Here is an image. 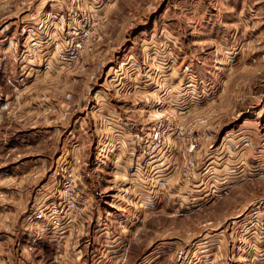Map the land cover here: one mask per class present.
<instances>
[{"label":"rangeland","instance_id":"1","mask_svg":"<svg viewBox=\"0 0 264 264\" xmlns=\"http://www.w3.org/2000/svg\"><path fill=\"white\" fill-rule=\"evenodd\" d=\"M3 35L0 264H172L216 245L223 264L260 263L236 253L232 229L264 197V0H0ZM99 106L129 113L115 129L124 168L99 162L112 132ZM68 171L85 214L58 252L31 215L46 177L57 201Z\"/></svg>","mask_w":264,"mask_h":264},{"label":"built area","instance_id":"2","mask_svg":"<svg viewBox=\"0 0 264 264\" xmlns=\"http://www.w3.org/2000/svg\"><path fill=\"white\" fill-rule=\"evenodd\" d=\"M75 32L78 33V30ZM75 45L79 46L80 44L79 42H76ZM61 56L63 59H66V56ZM153 126L151 134L152 150L159 147L158 141L161 139L162 132L164 131L161 123H157L154 127ZM169 134H172L173 136L180 135V130H171ZM101 145L99 147V162L108 156L106 142H102ZM72 174V172L68 171V174L66 175L68 176V179L65 180L64 178L60 189V198L57 201L50 200L48 202H41L31 215V218L37 223L41 235L48 230L59 233L57 238L59 244H62V241H64V236L71 234V228L75 231L80 228L79 220L81 216L85 214L83 202H79L75 197L76 194L79 195L80 193L73 194L76 188L74 184L71 183ZM235 223L237 222H232L234 225ZM232 230H234L232 234L234 237L233 248L235 247L234 250L236 253L244 258H250L252 260L258 259L256 253L264 252V250L261 249V244H264V197L257 199L256 202H254L249 208L247 218L243 220L237 228ZM215 235L214 239L218 237L217 234ZM222 239L226 238L223 236ZM37 241H40V238L37 239ZM199 241L195 242L194 245L200 243ZM35 242V239L32 238V242L29 245L31 246ZM190 248L178 249L176 252V258L172 264H221L219 261V257L221 256L218 253L219 248L217 245L215 247V252L212 251V256L211 254H206L207 252H203V250H206L205 248L200 249V253H203L201 255L198 253L199 250L197 246L191 253ZM72 253L73 256L71 255L70 257H75L76 260L80 258L79 248H73ZM155 257H157V255Z\"/></svg>","mask_w":264,"mask_h":264},{"label":"crops","instance_id":"3","mask_svg":"<svg viewBox=\"0 0 264 264\" xmlns=\"http://www.w3.org/2000/svg\"><path fill=\"white\" fill-rule=\"evenodd\" d=\"M7 27H10L9 26V24L8 25H4L3 26V28L1 29V30H6L7 29ZM35 28H37V27H35ZM30 31H31V29L29 28L28 29V33L30 34ZM28 34V35H29ZM4 35L3 36H1L0 37V43H1V41L3 42L4 41ZM9 37V36H8ZM11 38L9 37V40H10ZM2 44V43H1ZM45 46H47V42H45V44H44ZM45 54H47V53H45ZM45 54H43V55H45ZM39 55L41 56L42 55V53L40 54L39 53ZM3 104V102L2 101H0V109L2 108V105ZM101 105V104H100ZM97 106V105H96ZM99 112H101L100 113V117H101V119L103 120V125L107 128V129H109L110 131H112V132H110L109 133V135H106V137H105V142H106V144H107V139L109 140L108 142H110V144H111V147H108V154H109V157H108V160H112L113 161V166H115L116 168H118L119 169V166H121V168L123 167H125L126 165H128V163H129V161L127 162V158H129V154L128 155H126V154H124V149H121L120 147H118V146H114V141L116 142L117 141V134H119V133H117V132H115V129H116V127H120V128H122L124 131L122 132V131H119V132H122V133H126L127 131H128V129H127V124H129L128 123V117H129V113H122L123 115H120L121 117H119L118 118V116H115V115H111V117H108V116H105V117H103L104 116V113H105V110H103V108L101 107V106H99ZM81 125V124H80ZM82 126V125H81ZM80 126V127H81ZM16 135H14V136H12L11 138H13V141H15V140H17L16 139V137H15ZM124 136H125V134H124ZM102 141H103V134H101V136H100V139H99V141H98V143H99V145H101V143H102ZM113 142V143H112ZM73 149V148H72ZM73 151H74V149H73ZM129 152V151H128ZM67 153V155L66 154H64L63 155V157L61 158V161H59V162H57L56 164H57V166L55 167V168H53V169H55V170H57V168L58 167H60L61 168V171H63V173L61 174V175H63L64 174V171L67 169V166H66V163H68V161H65L66 160V158H70L71 159V154H70V157H69V154H68V152H66ZM126 157V158H125ZM70 159H67V160H70ZM20 169V164H12L11 165V167L10 168H8V169H6L4 172L5 173H10V172H12V173H16L18 170ZM54 171V170H53ZM53 171H52V173H53ZM1 174V173H0ZM10 176V175H9ZM64 176V175H63ZM62 176V177H63ZM11 177V176H10ZM52 176H48V177H46V180H44V182H43V184L41 185V188H38V190H42V193H40V195H39V197H38V200L39 201H42V202H48V201H50V200H54V197L57 195L56 193V191H57V186L55 185V183H54V181H55V178H51ZM2 182V181H1ZM35 198H36V196H35ZM35 198H34V200H35ZM56 201V200H55ZM8 209L9 208H11V207H9V206H6ZM0 210H1V208H0ZM4 212H8L7 210L5 211L4 210ZM15 214V213H14ZM13 214V215H14ZM129 216V215H128ZM81 223H83V221L82 220H79ZM103 222H101L100 220H99V217H97L96 218V224H98L99 226L102 224ZM14 225V224H13ZM102 229H105V226H102L101 227ZM12 231H15L16 232V235H17V229H16V227L15 226H13V228H12ZM50 231V230H49ZM105 232L107 233V231L105 230ZM52 233L53 234H55V235H52V234H50V236H51V239L49 238V240H47L46 242H48V243H51L52 241H56L57 240V238H58V236H59V233H54L53 231H52ZM23 234H26V232L24 231L23 232ZM43 235H45V233L43 234ZM53 236H55V237H53ZM69 236V235H68ZM68 236H64V240H65V242H66V238L68 237ZM24 238H25V235H24ZM23 241H22V244H18V245H16V247H18V248H15V250H17V249H19V250H21V251H26L27 249H26V246L24 245V246H22L23 244H24V239H22ZM1 243H3L2 241H1ZM0 243V245H2ZM20 243V242H19ZM48 243H46V244H48ZM53 243H55V242H53ZM29 245V244H28ZM43 245V244H42ZM53 245V244H52ZM55 245V244H54ZM56 245L59 247L58 249H59V251L58 252H60V251H65V249L66 248H68V247H66V246H62L63 244H59V243H57V241H56ZM114 245V244H113ZM33 247V245H29V248H32ZM56 248V246L54 247V249ZM232 248V247H231ZM103 248H101L100 249V252H102V251H104V249L102 250ZM261 249L262 250H264V247H261ZM110 250H112L113 252L114 251H116L117 250V248H110ZM105 251H107L106 249H105ZM212 251L213 250H203V252H207V253H209V254H211L212 253ZM54 252H57V251H53V253ZM57 252V253H58ZM225 253L227 254V249L225 248ZM55 254H53V256H54ZM228 255V254H227ZM256 255H257V257H258V259H260L259 260V264H261V263H264V259H261V258H264V253H256ZM229 256H230V258H232V256H233V252L231 251L230 252V254H229ZM28 259V258H27ZM233 259V258H232ZM227 260V259H226ZM225 260V262L227 263V264H231V262H229L228 260L226 261ZM103 261V259L101 258V259H99L98 260V262H97V260L95 261L96 263H99V262H102ZM258 263V262H257ZM16 264H21V262H17L16 261ZM78 264H86V262L84 261V260H82L81 259V261L78 263ZM89 264H92V263H89ZM221 264H223L222 262H221Z\"/></svg>","mask_w":264,"mask_h":264},{"label":"bare ground","instance_id":"4","mask_svg":"<svg viewBox=\"0 0 264 264\" xmlns=\"http://www.w3.org/2000/svg\"><path fill=\"white\" fill-rule=\"evenodd\" d=\"M245 220V219H244ZM238 223V222H237Z\"/></svg>","mask_w":264,"mask_h":264}]
</instances>
